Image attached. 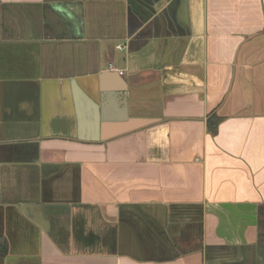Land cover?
Here are the masks:
<instances>
[{
	"label": "crops",
	"instance_id": "0c3cea01",
	"mask_svg": "<svg viewBox=\"0 0 264 264\" xmlns=\"http://www.w3.org/2000/svg\"><path fill=\"white\" fill-rule=\"evenodd\" d=\"M0 264H264V0H0Z\"/></svg>",
	"mask_w": 264,
	"mask_h": 264
},
{
	"label": "trees",
	"instance_id": "16d2710c",
	"mask_svg": "<svg viewBox=\"0 0 264 264\" xmlns=\"http://www.w3.org/2000/svg\"><path fill=\"white\" fill-rule=\"evenodd\" d=\"M209 130H210V133L212 134V135H214L215 133H216V126L215 127H213V125H212V122H209Z\"/></svg>",
	"mask_w": 264,
	"mask_h": 264
},
{
	"label": "water",
	"instance_id": "95a60500",
	"mask_svg": "<svg viewBox=\"0 0 264 264\" xmlns=\"http://www.w3.org/2000/svg\"><path fill=\"white\" fill-rule=\"evenodd\" d=\"M148 10L149 11L147 13L145 12L147 17H150L152 14L153 15L156 14V11L153 10L152 8L149 7Z\"/></svg>",
	"mask_w": 264,
	"mask_h": 264
},
{
	"label": "built area",
	"instance_id": "2783aa9c",
	"mask_svg": "<svg viewBox=\"0 0 264 264\" xmlns=\"http://www.w3.org/2000/svg\"><path fill=\"white\" fill-rule=\"evenodd\" d=\"M120 48V47H119Z\"/></svg>",
	"mask_w": 264,
	"mask_h": 264
}]
</instances>
